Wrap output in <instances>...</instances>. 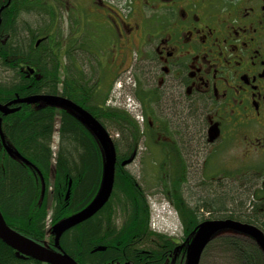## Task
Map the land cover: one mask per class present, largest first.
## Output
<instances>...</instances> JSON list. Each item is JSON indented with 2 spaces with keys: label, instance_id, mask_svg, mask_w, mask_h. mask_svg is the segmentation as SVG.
<instances>
[{
  "label": "trees",
  "instance_id": "obj_1",
  "mask_svg": "<svg viewBox=\"0 0 264 264\" xmlns=\"http://www.w3.org/2000/svg\"><path fill=\"white\" fill-rule=\"evenodd\" d=\"M9 1L0 0V10L5 6L0 13V62L17 77L11 83L0 82V102L13 103L17 95L60 94L87 109L108 131V126H114L119 134L113 137L117 152L113 194L95 216L62 236L65 251L82 264H186V249L180 251L181 246L192 240L205 218L199 213V206L193 207L182 198L181 171L185 164L182 158H177L176 173L169 177L173 178L174 203L181 215L184 234L182 242L177 243L174 236L152 228L146 192L127 167L145 135L141 125L123 109L103 107L109 93L99 91L92 84L91 74L77 62L66 65L62 79L61 62L54 46L50 43L37 46L38 36L43 34L41 27L23 26L19 22L22 11H37L38 15L44 12L46 17H52V8L37 0H12L6 7ZM49 26L50 23H45L46 28ZM78 53L80 49L70 45L66 56L74 61V54ZM146 94L151 96L149 91ZM18 107V111L8 115L0 112L1 130L6 144L13 149L5 147L0 133V209L13 229L51 245L55 236L47 226L49 216L54 227L85 208L99 192L104 176L105 145L76 112L66 107L41 102L21 103ZM56 133L57 151L53 149ZM162 169L166 168L162 166ZM217 202L225 205L223 198ZM205 205L209 207L207 201ZM117 213L122 215L121 224L117 223ZM227 218L254 224L264 231L263 209L254 208L250 214L236 210L218 219ZM99 246L106 249L95 251ZM213 246L229 264H264L263 249L248 235L220 231L207 245L201 262ZM0 264L43 263L17 256L15 249L0 238Z\"/></svg>",
  "mask_w": 264,
  "mask_h": 264
},
{
  "label": "flooded vegetation",
  "instance_id": "obj_2",
  "mask_svg": "<svg viewBox=\"0 0 264 264\" xmlns=\"http://www.w3.org/2000/svg\"><path fill=\"white\" fill-rule=\"evenodd\" d=\"M112 1L92 0L97 8L86 13L110 27L108 41L114 39L120 46V68L112 82L130 67L134 71L135 96L150 132L145 137L152 132L167 137V126L176 127L184 136L182 144L178 136L171 139L174 134L154 141L167 159L183 160L180 145L200 146L193 152L200 153L222 141L229 143L240 131L249 142V153L264 154V0H126L128 13ZM40 39L39 45L51 40L49 35ZM129 52H136L135 66L127 67ZM109 96L105 108L116 105ZM20 104L13 102L11 107ZM180 121L191 127L183 126L181 132L176 125ZM257 174L249 179L250 188L256 184L254 178H264V172ZM262 205L264 210V201Z\"/></svg>",
  "mask_w": 264,
  "mask_h": 264
},
{
  "label": "rangeland",
  "instance_id": "obj_3",
  "mask_svg": "<svg viewBox=\"0 0 264 264\" xmlns=\"http://www.w3.org/2000/svg\"><path fill=\"white\" fill-rule=\"evenodd\" d=\"M37 1L52 8L50 10L52 17H46L44 12L38 15L37 11L33 13L22 11L19 15V22L23 26L28 24L32 25L33 28L41 27L43 34L38 36V41L45 35L50 36V46H54V52L59 55L58 58L61 62V78H65L66 65L77 62L78 66L81 65L86 73L91 74L90 79L94 81L92 84L102 88L104 92L109 93V97L116 101V105L113 108H120L129 112L141 125L142 131H144L146 124L142 119L143 117L145 118L146 114L135 96L136 82L134 71L130 67L123 76L112 82L114 73L120 68L116 59V53L120 50V46L114 44V39L111 42L108 41V37L111 34L110 27L97 23L96 17H93L95 15H92V17L87 15L86 12L92 13L91 10L97 8L93 5L92 0ZM114 1L118 8H122L124 13H128V9L126 11V5H128L126 0ZM45 23H50V26L46 28ZM26 34L28 35V33ZM37 45H39L38 42ZM70 45L80 49L78 55L74 54L76 61H70L66 56ZM134 53H132V56L130 52L128 53V62L126 64L129 65L127 67L133 65V62L136 61L137 57ZM97 71H101L103 75L99 77ZM16 77L17 75L13 70L3 66L0 62V82L11 83ZM128 106H130L132 111L129 110ZM150 106L153 107L154 105L151 104ZM146 110L148 111V109ZM183 117L185 116L183 115ZM176 125H179L181 132L185 129L183 126L191 127L181 121ZM167 128V137L174 134L171 139H176L178 136L179 142L182 144L181 136L183 134H179L176 127L173 128L170 124ZM108 129L112 137H118L119 134L114 129V126H108ZM146 134L148 132L142 136L138 145L137 155L127 167L136 176L146 192L151 208L150 221L152 228L160 233L182 240L184 234L181 215L174 203L176 190L171 187L173 178H169L176 173L174 167L177 166L175 164L177 158L173 156L168 159V164H165L168 155H164L161 152V147L154 141V139L158 140L160 136L166 137L165 134L161 133V135L157 136L152 132L151 136L145 137ZM247 142L245 135L243 136L240 131H237L235 136L232 135L229 143L222 141L210 149L203 147L204 149H201L200 153H193L195 150H199L200 146L189 145L185 148V145H180L181 155L185 163L181 171V176L184 180L182 181L180 192L187 204L193 207L199 206V213L205 220L218 219L222 214L236 210L240 211L243 209L246 214H250L254 208L263 209L264 192L262 191L264 190L261 191L260 187L263 185L264 178L259 175V177L253 179L256 181V184L254 182L253 185L254 189L250 188L251 186L248 182L252 176L258 175L257 173L261 171L262 173L264 172V154L261 152L249 153L246 149ZM58 143L59 135L56 133L53 143V149L56 151ZM162 166L166 169L163 170ZM219 198L224 199L225 205L222 206L217 202ZM206 201L209 207L205 205ZM117 215V223L121 224L123 222L122 215L118 213ZM50 223L49 216L47 226ZM52 228V225H50L49 229ZM222 256L223 254L216 246H213L207 251L205 259L200 264H229L228 260L221 258Z\"/></svg>",
  "mask_w": 264,
  "mask_h": 264
},
{
  "label": "water",
  "instance_id": "obj_4",
  "mask_svg": "<svg viewBox=\"0 0 264 264\" xmlns=\"http://www.w3.org/2000/svg\"><path fill=\"white\" fill-rule=\"evenodd\" d=\"M9 2L6 4V6L9 5ZM4 7L5 6L1 8L0 13ZM40 42L41 39L38 41V44ZM32 72H34V69H32ZM13 102H41L66 107L76 112L102 138L104 142L106 159L101 188L90 204H88L79 212L61 220L52 228V233L55 236V248L50 247L47 241H44L43 243L35 241L13 229L7 223L3 212L0 209V238L15 249L17 256L22 258L31 257L46 264H82L65 251L61 244V239L68 230L95 216L110 200L116 182L117 163V152L113 137L93 114H91L81 105L77 104L75 101L63 95L39 93L26 97H17ZM11 104L12 103L3 104L0 102V112H2L4 115H8L19 110L20 107L12 108ZM212 131H214V129H212ZM0 133L5 147L8 150H13L6 144V140L1 130V125ZM213 138V133H211V140ZM17 155L21 157L19 153H17ZM223 230H232L234 232H239L252 237L264 251V231L258 226L231 218L210 219L203 221L198 226L194 237L186 245V264H200L202 255L211 239ZM184 246L185 244L182 245L181 248ZM105 249V246H99L95 249V251ZM125 264L129 263L127 262Z\"/></svg>",
  "mask_w": 264,
  "mask_h": 264
},
{
  "label": "bare ground",
  "instance_id": "obj_5",
  "mask_svg": "<svg viewBox=\"0 0 264 264\" xmlns=\"http://www.w3.org/2000/svg\"><path fill=\"white\" fill-rule=\"evenodd\" d=\"M13 65V64H12ZM16 105V104H15ZM17 107V106H16ZM33 167V166H32ZM34 169V168H33ZM70 188V187H69ZM70 190V189H69ZM68 194V193H67ZM62 198V197H61ZM61 211V210H60ZM77 213V212H76ZM34 214V213H33ZM67 216V215H66ZM69 216V215H68ZM67 218V217H66ZM30 219V218H29ZM32 222V221H31ZM28 227V226H27ZM30 229V228H29ZM30 258V257H29ZM44 264V263H43Z\"/></svg>",
  "mask_w": 264,
  "mask_h": 264
},
{
  "label": "built area",
  "instance_id": "obj_6",
  "mask_svg": "<svg viewBox=\"0 0 264 264\" xmlns=\"http://www.w3.org/2000/svg\"><path fill=\"white\" fill-rule=\"evenodd\" d=\"M128 107H129V110L132 111V110L130 109V106H128Z\"/></svg>",
  "mask_w": 264,
  "mask_h": 264
},
{
  "label": "crops",
  "instance_id": "obj_7",
  "mask_svg": "<svg viewBox=\"0 0 264 264\" xmlns=\"http://www.w3.org/2000/svg\"><path fill=\"white\" fill-rule=\"evenodd\" d=\"M50 226V224L48 225V227Z\"/></svg>",
  "mask_w": 264,
  "mask_h": 264
}]
</instances>
